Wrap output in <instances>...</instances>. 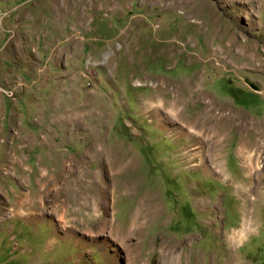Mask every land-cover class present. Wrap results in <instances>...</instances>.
Instances as JSON below:
<instances>
[{"label":"rangeland","instance_id":"1","mask_svg":"<svg viewBox=\"0 0 264 264\" xmlns=\"http://www.w3.org/2000/svg\"><path fill=\"white\" fill-rule=\"evenodd\" d=\"M174 96L237 118L218 160ZM243 135L264 141V0H0V264H264Z\"/></svg>","mask_w":264,"mask_h":264},{"label":"bare ground","instance_id":"2","mask_svg":"<svg viewBox=\"0 0 264 264\" xmlns=\"http://www.w3.org/2000/svg\"><path fill=\"white\" fill-rule=\"evenodd\" d=\"M196 97L203 99L205 96L202 93H199ZM181 98H183V97H181ZM204 103L206 105H205L203 111L200 113V115H198L197 117L192 118V119L191 118H185V117L181 116L180 110L177 109L178 105L181 104V102L178 100V98L176 96H174V99L172 101H169V103L166 105V107H167L166 109L168 111L167 115H168V118L171 119L172 121L181 120V122L184 123L186 127L191 128V130H189V132L191 133V136L197 137V138H199V140L202 139V137H203L207 141V142L205 141L206 143H209L212 146V148H216L215 149L216 151H214L213 153L210 152L211 149L209 151L211 153L210 157H212V159L216 161L220 157L219 150H220L222 142L224 141V134H225V131L222 128V126L220 127L219 125H217V123L219 121H222V119H223L222 117H224V116H226L227 119H230V121L233 119L236 120L237 118L232 117L231 115L227 116V114H224V113H221L218 117H213L214 116L213 115V109H214L216 103L213 104L210 101L209 102L205 101ZM155 106L156 105H154V107ZM220 111H221V109H220ZM243 126H244L246 132H251L250 130L255 129V132L257 133V135L261 134V126H259V124L257 122L249 123V122L245 121V123H243ZM196 129L198 131V134L196 133L197 131H195ZM243 136L244 137L241 139V141L239 142V144L237 146L236 152H237L238 156L243 160L244 169L249 171L251 169V167L253 168L252 162L254 160V154H253L252 150L256 151L259 148H262L264 150V141L262 144H260L258 142L259 138H256V141H254L252 144H249L244 139L246 137V135H243ZM258 137H262V136L259 135ZM202 142H203V140H202ZM196 152H198V151L196 150ZM256 155L257 154L255 153V159H256ZM261 165H262V163H261ZM137 221L138 220H136V222ZM133 222H134V220L132 221V223L131 222L130 223L133 224Z\"/></svg>","mask_w":264,"mask_h":264}]
</instances>
